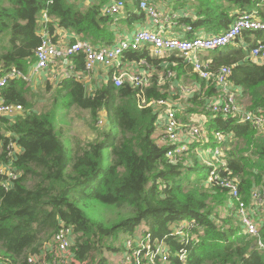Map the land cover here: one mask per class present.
<instances>
[{
	"label": "trees",
	"instance_id": "1",
	"mask_svg": "<svg viewBox=\"0 0 264 264\" xmlns=\"http://www.w3.org/2000/svg\"><path fill=\"white\" fill-rule=\"evenodd\" d=\"M88 1L92 4L86 5ZM113 1L0 0L1 72L15 68L29 73L43 30L54 42L57 29H63L95 47L114 44L113 18L102 12ZM123 1L127 11L130 6L139 10L140 0ZM175 1L178 3L171 2L174 8L190 7L197 18L181 21L192 27L188 39H193L200 27L221 34L243 13L257 12L264 20L263 0ZM44 12L55 20L45 22ZM128 15L127 23L144 16ZM133 16L136 19L132 20ZM263 33L243 31L233 42L242 41V47L230 44L212 55V67L232 66L230 80L242 88V98L249 100L251 111L264 110V61L247 58L255 41L264 42ZM123 60L177 65L166 72L176 69L178 74L184 65L175 55L155 57L149 48L126 52ZM73 62L77 71L82 70L83 54L76 55ZM162 90L155 76L143 96L147 101L166 98ZM31 91L29 82L16 79L2 89L4 101L22 105L24 111L15 119L0 117V167L8 161L10 142L21 148L13 162L19 177L10 189L4 188L0 173V260L28 264V257L40 253L62 226H70L74 262L106 264L105 254L124 251L120 237L133 236L142 227L153 241H164L172 252H188L185 262L173 256L168 264H264V251L257 249L255 238L244 234L236 210L228 205V192L219 186H206L210 167L194 155L192 165L174 164L166 157L168 148L155 136L158 116L152 108L141 107L137 89L128 84L117 88L109 79L89 94L81 81L64 79L57 82L55 108L49 112L34 110L28 97ZM188 105H194L188 114L208 117L205 128L212 141L207 146H217L213 133L231 137L223 145L227 166L240 180L242 199L248 201L253 186L264 181V134L230 116L210 117L197 95ZM56 106L87 110L93 128L105 114L108 128L73 154L56 132ZM99 208L125 209L129 215L107 222L87 214V210L91 213ZM183 222L190 223L186 229L190 237L185 242L171 235ZM261 240L264 243V226Z\"/></svg>",
	"mask_w": 264,
	"mask_h": 264
},
{
	"label": "built area",
	"instance_id": "2",
	"mask_svg": "<svg viewBox=\"0 0 264 264\" xmlns=\"http://www.w3.org/2000/svg\"><path fill=\"white\" fill-rule=\"evenodd\" d=\"M162 1L168 2L169 0ZM125 8L126 3L123 0H115L105 6L102 12L105 16H112L116 19ZM139 10L149 21V27L137 29L131 38L123 39L112 45L95 47L91 42L78 36L74 43L60 45L57 43L58 39L54 42L53 37L43 30L42 41L36 49V60L32 70L36 74L53 72L55 78L52 79L58 81L73 77L84 83L87 88L89 87L88 90L91 92V81L98 65L114 68L119 65L121 57L126 52L149 48L152 54L160 59L175 55L189 63L192 72L204 82L205 87L199 99L203 102V109L211 114L210 117L230 116L236 118L240 123L251 124L259 134H264V110L251 111L249 105L240 100L242 88L235 86L230 80L232 66L224 65L214 68L209 62H202L197 54L200 51H214L226 47L232 44L243 31H264V20L259 18L257 12L241 14L221 34L202 36L194 33V38L188 39L186 35L192 31L191 26H186L183 34L180 35L168 36L166 34L167 30L178 25V23L172 24V21L182 18L181 15L185 14L183 11H179L181 13L177 11L179 16L173 12L164 13L149 0H140ZM43 20L45 22L54 21L55 18L44 12ZM58 30L62 29H57L55 35ZM254 44L256 46L249 52L247 58L263 62L264 42L258 40ZM79 54L84 56V67L77 71L73 58ZM153 73V69L131 74L115 71L108 78L117 88L128 84L133 89H137L141 98V107H150L154 110L158 116L157 127L160 131L158 142L168 148L166 157L172 163L182 162L184 165H192L193 162L190 160L192 154L200 163L210 167L206 186H219L228 192V205L236 210L244 234L255 238L257 249L264 251V243L261 240V229L264 226V181L255 184L251 189L248 201H244L240 191V180L233 177L232 171L227 166L224 152L225 146L223 145L227 144L231 137L220 132L213 133L212 138L217 146H207L212 139L205 128L206 119L203 115L199 116L200 118L198 116L181 118L184 116V114L180 116L181 108L166 98L147 101L143 93L151 87ZM32 77L31 74H26L15 68L7 73L0 70V117L15 119L24 111L22 105L7 104L4 101L2 89L8 85L10 80L30 82ZM165 77L174 83L176 74L173 70L165 71ZM178 87L183 88V85ZM190 94H192L191 89ZM183 118L186 119L183 120ZM105 121V117L101 116L99 123L105 124ZM196 146L198 148H195ZM20 152L21 148L15 141L8 144V161L0 167L5 189H10L12 183L19 177L13 167V162ZM189 226V222H183L175 228L171 235L181 237L182 242H185L190 237L186 232ZM195 238L192 236V239ZM73 239V228L62 226L51 242L45 244L40 253L28 257V264H76L71 250ZM123 247L124 254L118 264H168L173 256L177 257L179 261L185 262L188 255L185 249L172 252L164 241H153L151 235L143 231L136 232L133 236L126 238ZM0 264L9 263L0 260Z\"/></svg>",
	"mask_w": 264,
	"mask_h": 264
},
{
	"label": "rangeland",
	"instance_id": "3",
	"mask_svg": "<svg viewBox=\"0 0 264 264\" xmlns=\"http://www.w3.org/2000/svg\"><path fill=\"white\" fill-rule=\"evenodd\" d=\"M173 4L178 3L175 0H172ZM192 8L186 7V10L184 8H175L176 11H183L182 18H178L177 20H173L172 24H176L171 29L167 30L166 34L168 36H175L176 34H182L183 30L186 26H190L184 22H181L185 18L193 19L194 17H188L189 11H191ZM173 11V14H176L179 16V13ZM182 30V32H180ZM200 31L202 33H200ZM209 32L206 28L200 27L199 29H196V33L199 35H206ZM264 35V33H263ZM253 41V40H252ZM255 41V40H254ZM253 41V42H254ZM236 45L238 47H242V41L238 43H232V45ZM223 49V48H222ZM216 52L213 51H200L198 52V58L202 62H206L207 59H209L212 55H215ZM98 75L101 76V78H97L95 76V79H93V85L91 87V92L88 90L87 93H92L96 88L100 87L101 84L108 83L110 78H106V75L103 72L96 71ZM28 74V73H26ZM35 81V82H34ZM54 81V82H51ZM34 82V83H33ZM57 80H49L48 77H45L44 74L41 75H35L34 79L31 78L29 84H31L32 91L31 94L28 96L30 99H32L34 110L37 112H49L55 108L56 103V95H55V88L57 86L56 84ZM84 84V83H83ZM51 87V88H49ZM61 100V98L59 97ZM58 99V100H59ZM59 100V101H60ZM249 101V100H248ZM247 101V102H248ZM246 103V102H245ZM247 104V103H246ZM188 105V104H187ZM186 118H183L185 120ZM92 118L90 116V113L87 110H82L77 107H71V108H64L63 106H56L55 110V128L56 132L61 138L62 142L65 146H67L72 153L78 152L79 149H82L86 147V145L94 141L97 137L100 138L99 133L101 131L105 130L107 127L106 121L105 124H100L99 119L95 124V128L92 127ZM94 124V123H93ZM158 132V130H157ZM195 148H198L196 146ZM203 155V153H202ZM194 156L191 154L190 160L194 162L193 160ZM203 164V163H202ZM69 171V170H68ZM87 214L93 218H97L101 220V217L107 221V222H115L119 220L120 218L124 216H128L129 212L125 209H106L101 210L99 208L96 212H91L87 210ZM226 215V212L223 213V216ZM94 219V218H93ZM141 227L138 229L137 233H140ZM131 236H121L119 243L123 246L126 238ZM124 251H121L119 253H107L105 256L108 258L109 263L106 264H118L120 261V258L123 256Z\"/></svg>",
	"mask_w": 264,
	"mask_h": 264
},
{
	"label": "crops",
	"instance_id": "4",
	"mask_svg": "<svg viewBox=\"0 0 264 264\" xmlns=\"http://www.w3.org/2000/svg\"><path fill=\"white\" fill-rule=\"evenodd\" d=\"M149 1L155 3L157 5V7L159 8V10H161L164 13H170V12H173L175 10L174 5L171 3L172 0H169L168 2H164L162 0H149ZM85 4L90 5V4H92V1H88ZM184 9L186 10V7ZM129 12H134L135 14H138L139 16L142 15L141 11L136 10V8H132L130 6V11L129 10L127 11L125 9L120 15L117 16L116 19L114 17H112L113 18V24L111 26V29L115 35V43H118L119 41L126 39V38H131L132 34L137 29H140L143 27H149V25H150L149 21L147 20V18L145 16H143L142 19L137 20L136 17H134L135 15L132 17V20L134 18L136 20H134L133 22L129 20L130 23H127L126 21L130 18V17H128ZM187 13H188V16L194 17V19L196 18L193 9H191V11H189ZM192 21H193V19H192ZM180 32H182V30ZM200 33H202V32L200 31ZM182 34H183V32H182ZM195 34L199 35L197 33H195ZM208 35H215V34L208 32L205 36H208ZM57 36H58L57 43L60 45L70 44V43H72L73 39L77 38V36L75 34L70 33L69 31L63 30V29L58 30ZM186 37H187V35H186ZM144 62L143 63L142 62H127V61L123 60V57H121L119 65H117L116 67L106 68L103 65H98L96 71L103 72L106 75V78H108L109 75L115 71H118L120 73L131 74V73L142 72V71L147 70V69H153V71H154L153 77L156 76L158 85L163 87L162 92L167 93L166 99L168 101L175 103L176 105H178L181 108L182 112H181L180 116L184 114V116H181V118L182 117H188V116H198L199 117V116L203 115L207 121L208 117L205 114H198V113H189L188 114L187 113L188 108L190 106H194V105H187V104H189V100L196 95L200 97L201 92L203 91V89L205 87L204 82L202 80H200L198 78V76L192 72V67L189 63H187L185 61L183 62L184 63L183 69H182L183 71L180 74H178L176 69H173L174 73L176 74V78L174 79V83H173V82H170L165 77V71L167 68H169L171 66L175 68V67H177V65H169L166 63H161L157 66V65L149 64L146 61H144ZM206 62H209L213 66L212 56L209 59H207ZM29 74H31L33 76V79H34L35 75L44 74L45 77H48L49 80H55V79H52V78H55L53 76V72H51V73L42 72L40 74H36L32 70V67L29 70ZM95 76H97V78H101L100 75H98L97 73H94L93 79H95ZM93 79L91 81V87H92L93 82H94ZM51 82H54V81H51ZM56 84H57V82H56ZM181 84L183 85V88L178 87ZM173 86L175 87L174 89H173ZM31 89H32V87H31ZM184 89H188V90L182 91ZM190 89L192 90V94H190ZM240 100L243 102H246L247 104H250L249 101L245 98L241 97ZM102 116L106 117L105 114H102ZM159 135H160V131H158L155 136L157 138H159ZM144 230L145 229H143L141 227L140 231L142 232ZM136 232H138V230ZM76 264H80V263H76Z\"/></svg>",
	"mask_w": 264,
	"mask_h": 264
}]
</instances>
